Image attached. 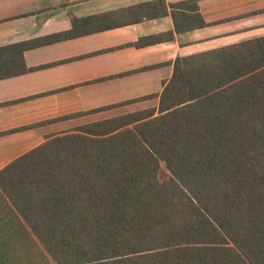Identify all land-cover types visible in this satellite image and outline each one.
Wrapping results in <instances>:
<instances>
[{
	"label": "trees",
	"instance_id": "obj_1",
	"mask_svg": "<svg viewBox=\"0 0 264 264\" xmlns=\"http://www.w3.org/2000/svg\"><path fill=\"white\" fill-rule=\"evenodd\" d=\"M170 14L178 34L206 26L196 0ZM34 45L0 47V80ZM156 97L17 157L1 195L53 264H264V37L177 58L159 95L132 102Z\"/></svg>",
	"mask_w": 264,
	"mask_h": 264
},
{
	"label": "crops",
	"instance_id": "obj_2",
	"mask_svg": "<svg viewBox=\"0 0 264 264\" xmlns=\"http://www.w3.org/2000/svg\"><path fill=\"white\" fill-rule=\"evenodd\" d=\"M155 1L0 0V47L36 44L23 54L27 72L0 80V169L48 138L157 108V97L132 101L159 95L177 58L264 37V0H196L206 26L181 34L170 6L189 0H163V15ZM74 27L77 37L52 40ZM152 36L167 39L135 46ZM3 202L16 216L0 193Z\"/></svg>",
	"mask_w": 264,
	"mask_h": 264
},
{
	"label": "rangeland",
	"instance_id": "obj_3",
	"mask_svg": "<svg viewBox=\"0 0 264 264\" xmlns=\"http://www.w3.org/2000/svg\"><path fill=\"white\" fill-rule=\"evenodd\" d=\"M159 179L167 177L161 168ZM0 206V264H53L17 215Z\"/></svg>",
	"mask_w": 264,
	"mask_h": 264
}]
</instances>
